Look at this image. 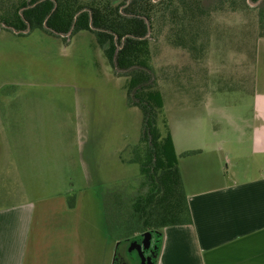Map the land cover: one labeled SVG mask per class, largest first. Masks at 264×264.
<instances>
[{"label": "rangeland", "instance_id": "obj_1", "mask_svg": "<svg viewBox=\"0 0 264 264\" xmlns=\"http://www.w3.org/2000/svg\"><path fill=\"white\" fill-rule=\"evenodd\" d=\"M200 1L213 11L210 18L203 19L206 28L197 42L200 52L196 60L190 58L189 50L169 41L167 18L155 22L150 30L154 71L149 85L163 97L157 126L163 136L167 127L169 132L170 127L175 131L178 114L194 103L208 117L207 132H215L224 148L229 177L245 180L264 175V159L256 163L252 159L254 147L246 126L251 124L255 104L251 52L255 42L257 46L264 38L259 39L256 27H251L254 14L232 13L226 5H217V0ZM5 29L0 23V149L8 143L5 148L12 153L15 139L3 140L1 135L19 130L39 143L42 154L37 152V160L43 167L44 162L51 163L52 149H73L74 161L75 151L83 148L84 191L88 175L95 178L100 173L104 180L109 178L114 173L108 169L113 162L110 153L117 158L116 152L122 148L121 160L127 162L141 136L142 111L127 101L130 79L114 74L96 37L88 31L63 36L28 30L18 35L20 32ZM260 75L264 78V69ZM192 92L193 98H185ZM118 164L112 178L117 180L93 185L94 191L103 193L102 199L111 192L128 199L139 186V166ZM8 189L6 186L5 194ZM106 234V264H110L119 240Z\"/></svg>", "mask_w": 264, "mask_h": 264}, {"label": "crops", "instance_id": "obj_2", "mask_svg": "<svg viewBox=\"0 0 264 264\" xmlns=\"http://www.w3.org/2000/svg\"><path fill=\"white\" fill-rule=\"evenodd\" d=\"M263 53L264 39L256 46L255 104L251 124L246 125L255 163L264 159ZM184 108L170 134L193 222L163 229L156 264H264V175L229 177L224 148L215 132L206 130L208 117L194 103ZM1 136L15 139V146L12 153L5 148L8 143L0 149V264H106L103 193L93 185L117 180L112 178L123 149H115L117 158L110 153L108 169L114 173L106 180L104 174L88 175L84 191L83 148L75 151L74 161L73 149H52L53 159L43 167L37 160L42 149L32 135L17 130ZM190 151L197 153L181 156Z\"/></svg>", "mask_w": 264, "mask_h": 264}, {"label": "trees", "instance_id": "obj_3", "mask_svg": "<svg viewBox=\"0 0 264 264\" xmlns=\"http://www.w3.org/2000/svg\"><path fill=\"white\" fill-rule=\"evenodd\" d=\"M217 5H226L232 13L254 14L251 27H256L253 30L259 39L264 38V0H217ZM212 11L204 8L200 0H0V23L5 30L20 32L18 35L41 30L63 36L88 31L96 37L114 74L130 79L128 105L142 111L143 123L130 159H122V163L137 164L141 180L128 199L112 192L102 199L104 222L107 233L120 241L147 231L155 233L156 260L163 229L191 225L193 220L171 134L167 127L163 136L157 126L163 97L159 91H151L149 85L154 71L150 30L155 22L167 18L169 41L189 50L190 58L196 60L200 52L197 42L206 28L203 19L210 18ZM245 34L249 35V31ZM251 56L255 62L256 42Z\"/></svg>", "mask_w": 264, "mask_h": 264}, {"label": "flooded vegetation", "instance_id": "obj_4", "mask_svg": "<svg viewBox=\"0 0 264 264\" xmlns=\"http://www.w3.org/2000/svg\"><path fill=\"white\" fill-rule=\"evenodd\" d=\"M147 232L136 234L126 240L117 241L110 259V264H141L142 259L140 253H142L145 259V264L149 263L147 259H150L151 263L155 264L158 240L156 234L150 232L151 238L145 250L146 241L144 239Z\"/></svg>", "mask_w": 264, "mask_h": 264}, {"label": "water", "instance_id": "obj_5", "mask_svg": "<svg viewBox=\"0 0 264 264\" xmlns=\"http://www.w3.org/2000/svg\"><path fill=\"white\" fill-rule=\"evenodd\" d=\"M150 238H151V233L150 232H147L146 234H145V250H146V245H147V243H149V241H150ZM144 242V241H143ZM140 256H141V259H142V263L141 264H145V259H144V257H143V255H142V253H140ZM148 260V264H154V263H151V261H150V259H147Z\"/></svg>", "mask_w": 264, "mask_h": 264}]
</instances>
